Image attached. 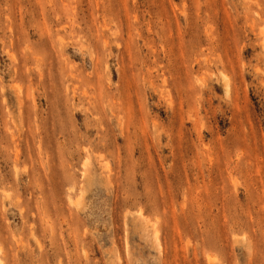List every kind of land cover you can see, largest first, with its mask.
Masks as SVG:
<instances>
[{
  "label": "rangeland",
  "instance_id": "obj_1",
  "mask_svg": "<svg viewBox=\"0 0 264 264\" xmlns=\"http://www.w3.org/2000/svg\"><path fill=\"white\" fill-rule=\"evenodd\" d=\"M0 264H264V0H0Z\"/></svg>",
  "mask_w": 264,
  "mask_h": 264
},
{
  "label": "bare ground",
  "instance_id": "obj_2",
  "mask_svg": "<svg viewBox=\"0 0 264 264\" xmlns=\"http://www.w3.org/2000/svg\"><path fill=\"white\" fill-rule=\"evenodd\" d=\"M18 87H19V85H18ZM18 87H17V89H18ZM19 89H20V88H19ZM19 89H18V90H19ZM19 92H20V91H19ZM5 195H6V194H5ZM32 234H33V233H32Z\"/></svg>",
  "mask_w": 264,
  "mask_h": 264
}]
</instances>
